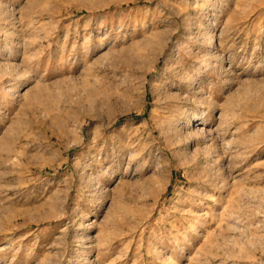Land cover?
Listing matches in <instances>:
<instances>
[{
  "label": "rangeland",
  "instance_id": "obj_1",
  "mask_svg": "<svg viewBox=\"0 0 264 264\" xmlns=\"http://www.w3.org/2000/svg\"><path fill=\"white\" fill-rule=\"evenodd\" d=\"M0 264H264V0H0Z\"/></svg>",
  "mask_w": 264,
  "mask_h": 264
}]
</instances>
